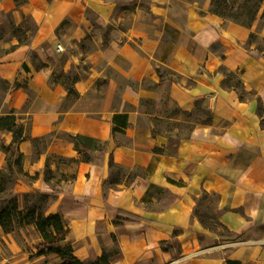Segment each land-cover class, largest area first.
<instances>
[{"label": "crops", "instance_id": "crops-1", "mask_svg": "<svg viewBox=\"0 0 264 264\" xmlns=\"http://www.w3.org/2000/svg\"><path fill=\"white\" fill-rule=\"evenodd\" d=\"M114 9L106 0H0V29L11 17L28 40H3L0 117L14 111L25 133L43 140L41 149L19 145L24 170L38 174L29 188L53 195L47 212L66 219V244L88 263L117 247L110 264H264V57L242 46L260 33L258 22L224 25L209 5L183 0H139L119 17ZM125 17L124 30L95 31ZM222 67L237 74L243 99ZM151 102L191 114L204 106L211 118L172 144L170 133L157 132L154 120L165 117ZM117 115L127 116V128ZM65 135L105 148L90 150L86 162ZM12 141L0 128V169ZM112 164L140 174L110 184ZM203 195L232 239L219 241L202 223Z\"/></svg>", "mask_w": 264, "mask_h": 264}, {"label": "rangeland", "instance_id": "rangeland-1", "mask_svg": "<svg viewBox=\"0 0 264 264\" xmlns=\"http://www.w3.org/2000/svg\"><path fill=\"white\" fill-rule=\"evenodd\" d=\"M115 5V15L119 17L123 14L128 15V13L124 12L126 8H132V3L134 0H106ZM185 2H196L200 8L203 6L209 5L210 10L212 0H183ZM141 4L145 5L144 1H141ZM219 5L222 8L220 16L224 19L225 24L234 23L239 25H248L249 24V10L248 8L253 7L255 4L259 2V0H219ZM184 7V6H180ZM91 18L96 21L97 14L90 13ZM259 24L260 33L256 34L254 38H249L247 42H245L242 46L248 51L252 52L254 55L263 56L264 57V3L261 5L259 13L257 15V20ZM255 21V22H256ZM129 17H125L124 20L118 25H107V26H97L96 32L101 33L103 35L109 34L114 26L119 27L120 29H126L129 26ZM255 24V23H254ZM253 24V25H254ZM32 27V23L28 24ZM252 25V26H253ZM251 26V27H252ZM22 32L21 29L15 28L12 18L8 17V25L2 29H0V55L6 52V49L3 48L4 41L7 38V34L12 33L15 36L19 37L21 42H28L26 38L20 34ZM166 38H174V32L170 28L164 29ZM214 50L220 52L219 46H215ZM111 73V71H109ZM222 74L229 75L228 70H223ZM221 74V75H222ZM164 75L167 76L169 74L164 72ZM223 76V75H222ZM173 79V76L169 77ZM238 79L232 82V84H236ZM255 97L254 93H250L248 98ZM165 101V100H163ZM147 108L150 109L151 112L159 113L163 119H156L154 123L156 124L157 132L162 133H170L168 135L172 144L177 143L180 139L188 138L191 135L192 127L195 125L194 123L202 124L209 121L211 118V112H209L204 106L199 107L196 113H186L181 112L177 106H173L170 104H166L165 107L162 104L157 103H147ZM170 118V119H169ZM42 142H39V149H41ZM59 167L62 166H70L72 162H68L64 159H56L55 160ZM111 180L110 184H115V182H120L124 177L129 175L130 177L133 174H140V171L124 169L122 167L113 166L111 167ZM129 177V178H130ZM34 182L30 178H19L18 180L8 179L6 184L5 193L0 195V206L2 204L7 205L9 200H11L15 195L18 196L19 199V208L24 209L26 205L24 195L27 193H31L34 191H40V188H29V186L33 187ZM126 184H129V180L126 181ZM51 185L56 188V184L51 183ZM44 193V192H42ZM207 195H203L199 201L198 206L196 207V211L199 217H202L205 221V224L209 227L210 230L216 232L219 236V241L230 240L234 236L227 229L222 228L215 224L212 220L214 216L207 206ZM49 206V205H48ZM46 242L41 237L40 233L36 230L34 224L27 225H18L15 229L6 233L3 228L0 226V264H58L60 259L57 255L52 254L50 256H42L36 257L35 255L41 251ZM63 244L55 245L54 247H62ZM89 262V261H87Z\"/></svg>", "mask_w": 264, "mask_h": 264}, {"label": "trees", "instance_id": "trees-1", "mask_svg": "<svg viewBox=\"0 0 264 264\" xmlns=\"http://www.w3.org/2000/svg\"><path fill=\"white\" fill-rule=\"evenodd\" d=\"M145 3L147 0H141ZM139 0L133 1V6H137ZM219 0H212L210 10L213 14L220 16L222 8L219 5ZM264 3V0H259L257 4L253 7L248 8L249 14V24L244 25L245 27H251L254 22L257 20V15L259 13L261 5ZM256 35L251 34L250 38H254ZM19 40V44H23ZM12 47L11 50L15 49ZM221 70H226L222 67ZM238 79L234 88L240 91V96L243 99V85L239 80L237 74L230 72L228 75V83H231L233 80ZM6 84V82H2ZM70 93H73V89H70ZM124 117L125 120L121 121L122 127H128V119L126 115H117L114 117V122L117 118ZM0 128L2 130L9 131L13 134V141L9 146H3V151L8 154L7 157V167L6 169H0V195L5 193L6 184L8 179L18 180L19 178H30L32 181L38 179V174L31 176L24 170L23 166V154L19 149L20 143L32 140L33 143L37 146L39 142H42V139H33L25 133V128L23 125L17 122L15 112L11 111L8 115L0 117ZM114 131H117V128L114 127ZM66 138L74 142L76 149L82 153V159L88 162L91 159L90 150H102L105 148L103 144H100L97 140L82 136V135H65ZM52 174L50 167L48 166L45 170V180H49V176ZM173 183H176L172 181ZM180 184V183H176ZM26 205L24 209L19 208V199L15 195L11 200H9L7 205L2 204L0 206V226L6 233L12 232L18 225H27L34 224L36 230L40 233L43 240L46 244L43 246L40 252L35 256H50L52 254L57 255L60 259L58 264H110V259L117 253V247H114L112 250H105L102 257H100L94 263H88L80 260L76 257L74 248L66 244V241L71 233V229L66 219L61 214H49L47 212L48 205L50 204L53 195L42 193L40 191H34L24 195ZM121 215H126L130 218H138L137 216L121 213ZM202 223L205 224V221L200 217ZM212 220L218 226L225 228L217 219L213 216ZM117 223V221H115ZM115 245L117 246V239L114 237ZM63 244L62 247H54L55 245ZM228 264H241L238 261H229Z\"/></svg>", "mask_w": 264, "mask_h": 264}, {"label": "built area", "instance_id": "built-area-1", "mask_svg": "<svg viewBox=\"0 0 264 264\" xmlns=\"http://www.w3.org/2000/svg\"><path fill=\"white\" fill-rule=\"evenodd\" d=\"M62 51H63L62 46H58V52H62Z\"/></svg>", "mask_w": 264, "mask_h": 264}]
</instances>
